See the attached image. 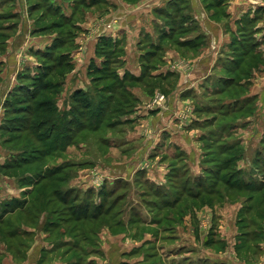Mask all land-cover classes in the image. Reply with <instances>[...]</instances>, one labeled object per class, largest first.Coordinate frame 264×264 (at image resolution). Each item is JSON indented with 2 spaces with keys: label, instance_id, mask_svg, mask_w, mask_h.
<instances>
[{
  "label": "rangeland",
  "instance_id": "obj_1",
  "mask_svg": "<svg viewBox=\"0 0 264 264\" xmlns=\"http://www.w3.org/2000/svg\"><path fill=\"white\" fill-rule=\"evenodd\" d=\"M1 1L0 15L21 6V0L14 6L13 0ZM173 1L163 11L170 16L181 7ZM257 1L255 16L264 24V0ZM27 2L29 12L30 3L38 5L32 27L44 30L29 34L21 26L17 34L0 35V90L5 80L16 79L11 90L19 84L14 65L28 73L27 83L41 80V64L62 58L72 66L49 102L57 107H39L29 120L18 118L23 110L7 112L9 92H0V172L14 178L25 172L28 178L17 185L0 174V187L9 189L0 195L6 199L0 207V264H13L12 257L22 264H264V78L257 86L251 76H264L261 55L249 56L238 70L217 68L209 83L182 90L188 89L183 96L189 100L174 102L172 83L118 74L124 50L110 36L96 35L109 26L111 0H72L73 21L49 0ZM205 3L218 16L230 1ZM24 19L0 24L21 25ZM241 20L238 29H253L249 16ZM58 34L62 42L56 44ZM107 59L99 73L107 79L98 85L114 86L115 96L101 111L90 71ZM82 70L86 77L82 73L77 84L69 76ZM77 89L91 93L89 109L74 106ZM169 124L178 127L162 128ZM4 160L13 167H4ZM158 172L163 178L155 177ZM29 177L39 180L33 191L26 188ZM18 190L21 198L14 196Z\"/></svg>",
  "mask_w": 264,
  "mask_h": 264
},
{
  "label": "crops",
  "instance_id": "obj_2",
  "mask_svg": "<svg viewBox=\"0 0 264 264\" xmlns=\"http://www.w3.org/2000/svg\"><path fill=\"white\" fill-rule=\"evenodd\" d=\"M3 1L5 0L1 2ZM15 1L18 0H13L12 6L16 5ZM119 1L111 0L114 8L109 10L108 15H106L109 18V26L102 31L103 33L98 31L96 35H108L109 38L123 48L124 56L121 66L117 70L118 74L121 76L131 74L130 76L138 78L136 82H143L148 78L170 82L174 85L171 93L176 92L174 98H172L174 102H182L183 99L180 96L188 98L183 96L188 89L182 91L187 86L191 89L194 84H200L202 81L209 83L219 67L223 68V71L230 68L238 70L248 63L249 56L253 54H260V61L264 62V24L255 16L258 6L254 4L258 2L257 0H228L230 1L229 4H223L227 6L225 14L218 16L208 12V7L205 5L206 0H185L187 2L183 1L181 3L178 2L180 0L173 1L174 3L172 2L171 5L180 4L181 6L179 9L177 8L176 12H173L175 16L163 12L170 4L169 0H137L133 2L125 0L122 3ZM49 3H53L55 7H60L61 12L72 18V20L75 19V7L73 6L72 11L71 6L72 0H49ZM32 4L34 3H30V5ZM26 5L29 6L27 0H21V8L15 7V10L11 12L14 14L19 13L17 18H20V16L23 19L25 18L24 23L17 24L11 35L17 34L21 30V26L23 32L26 31L29 34H33V31L38 29V27H32V14ZM22 7L24 12L21 14ZM66 11L70 12L67 13ZM247 16L250 17L249 22L253 29H238V25L244 24L241 19ZM26 19L30 21L29 27H27ZM84 24L80 23L81 26ZM83 29L86 30L87 27L84 26ZM91 30L89 29L88 32ZM88 51L91 55L94 51V42L93 48L91 42V48ZM156 53H158L157 56ZM148 54L151 55V59H155V57H160V59L149 61L146 58ZM152 64H155L153 71L147 73L146 67ZM261 66L264 68V63ZM15 67L16 65L12 70L13 74L18 75V70L15 71ZM82 73L86 77L84 70L78 72L77 75L73 73L69 77L73 79L76 77V83L79 84L78 82H83ZM255 73L256 75H251L252 80L259 86L264 76L259 77L258 72ZM223 74L221 73L222 78L223 76L227 79L234 78ZM78 76L81 78L79 81ZM242 81H246V79ZM13 84L5 80L4 88L2 87L3 90H0V92H10V88L16 85ZM133 91L138 96H142L141 91ZM255 94H257V91H255ZM186 100H189V98ZM147 118L149 119V117ZM170 126V124L168 127L164 125L162 128L171 130L169 129ZM172 126L174 130L178 127L176 125ZM173 129L171 132L174 131ZM157 130L160 131V129ZM5 162L4 160L2 164L4 165ZM0 174L2 180L3 177L7 176L15 179L18 185L17 178L10 177L3 172H0ZM146 174L151 176L149 172H146ZM154 175L160 179L163 178L164 174L158 172ZM26 188L29 189V187ZM7 190L9 191V189L0 187V195L7 194ZM14 196L21 198L22 195L19 191ZM5 200L3 197L0 199V207L4 205ZM11 261L13 264H22L20 261H14L13 257ZM2 263L5 264V260Z\"/></svg>",
  "mask_w": 264,
  "mask_h": 264
},
{
  "label": "trees",
  "instance_id": "obj_3",
  "mask_svg": "<svg viewBox=\"0 0 264 264\" xmlns=\"http://www.w3.org/2000/svg\"><path fill=\"white\" fill-rule=\"evenodd\" d=\"M37 3H34L32 5H30V13L37 7ZM50 6L52 7V4H50ZM11 14V15H9ZM63 15V14H62ZM66 19H68L69 21H73L72 18H69L68 16L66 15H63ZM17 18L18 17V14H14V13H2L0 15V21H3L5 20L6 18ZM18 22L17 21H14L13 23H11L10 25H7L5 26L4 24L1 25L0 24V35H11L15 30L16 26H17ZM55 24H58V23H55ZM43 27V26H41ZM41 27H38L39 30H44L43 28ZM107 42H110L111 39H105ZM55 42L56 44H59L62 42V36H60L58 34V36L55 38ZM121 50H123L122 47H120ZM45 55L49 54V51H45ZM48 52V53H47ZM66 57V56H65ZM108 59L102 63V67H99V66H95L94 69L92 71H90V74H95L94 77H93V82L96 83L97 85L96 86V94L97 96L99 97V105H100V110L101 111H104L105 109L103 108H106V102L107 101H113L114 99V96H115V92H114V86L110 85V84H103L101 85H98V83H100V81L104 80V79H107V78H104L103 75H99L100 71L102 70L101 68H106L108 65ZM44 66H46V70L44 72V74L41 76V80L39 78L38 81H33L31 83H27L24 79L25 76H27L26 74L28 73H18L17 75V79H18V82L19 84L16 86V88L12 89L8 94H9V97L7 98V102H8V107H6L7 109V112L10 110V109H13V111H18V110H23V113H24V117H18V116H21V115H15V117L17 116L18 118H27L29 120V115L30 113H34V112H37L39 110V107H40V110H46V111H50L52 109H55L57 106L54 105V103H49L50 101L52 102L53 100H56L55 99V96L57 95V90L58 89H61V86L63 85V76L65 75V73L67 72L66 70H70L71 66H72V63H71V60H67L66 59H59V60H56L52 63H49V64H41L40 65V69L43 68ZM66 71V72H64ZM92 72V73H91ZM54 74L51 75V74ZM105 76V75H104ZM129 76V75H127ZM127 76H124L123 78L127 77ZM105 77H108V76H105ZM132 77V76H131ZM51 78V79H49ZM119 78V77H118ZM138 80L137 77H132V81H136ZM122 85V84H121ZM42 93V94H41ZM94 93V92H93ZM107 93V94H105ZM47 94V98L46 99H42L40 100V103L39 105H37V102L39 101L38 98L42 95H45ZM91 95V93L87 92V90H82V89H77L74 91V93L72 94V99L74 101V106L76 108H83V107H86L89 109L90 107V101H89V96ZM11 97H14L15 99H11ZM15 100V101H14ZM44 100V101H43ZM44 103H47L49 104V108L46 107V108H43L44 106ZM6 119H9L8 117H6ZM45 120H43L40 124H43V122H45ZM29 122V121H28ZM47 122V121H46ZM100 123L102 122H99V126H100ZM28 125V124H27ZM98 126V125H97ZM95 127L97 129H99V126L98 127ZM11 164H14V163H10V162H5L4 164V167H13V165ZM23 167L20 166L18 167L16 170L14 171H19V169ZM24 174L21 175L20 177H17V180L20 184H23L22 183V180L21 179H24V181H27L28 182V178H27V174H25V172H23ZM13 174V172H12ZM30 175H32L30 173ZM21 180V182H20ZM29 183L32 182V179H30L29 177ZM38 178L35 179L32 184H28L26 183V187H32L30 189H27V190H32L33 191V187H35L34 185L38 182ZM35 182V183H34ZM25 185V184H23ZM51 185V184H50ZM31 191V192H32ZM48 192V190H47ZM58 192V189L57 191ZM19 200V199H18ZM20 202V201H18ZM21 202L25 203L26 201L24 200H21ZM2 214V213H1ZM0 214V215H1Z\"/></svg>",
  "mask_w": 264,
  "mask_h": 264
},
{
  "label": "built area",
  "instance_id": "obj_4",
  "mask_svg": "<svg viewBox=\"0 0 264 264\" xmlns=\"http://www.w3.org/2000/svg\"><path fill=\"white\" fill-rule=\"evenodd\" d=\"M162 98H163V95L160 97V100H162Z\"/></svg>",
  "mask_w": 264,
  "mask_h": 264
}]
</instances>
